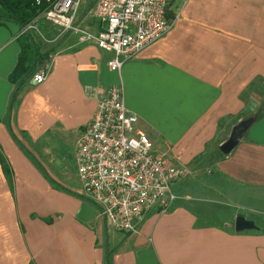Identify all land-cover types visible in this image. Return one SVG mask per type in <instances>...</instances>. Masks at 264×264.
<instances>
[{
  "label": "crops",
  "instance_id": "obj_1",
  "mask_svg": "<svg viewBox=\"0 0 264 264\" xmlns=\"http://www.w3.org/2000/svg\"><path fill=\"white\" fill-rule=\"evenodd\" d=\"M166 8L167 31L118 71L106 66L109 52L69 35L37 84L9 78L23 32L0 21V264H264V0ZM112 82L152 150L185 169L171 207L150 210L135 231L108 226L76 177V138ZM258 108L236 146L215 153L233 122ZM206 150L203 174L192 164ZM237 214L256 228L235 231Z\"/></svg>",
  "mask_w": 264,
  "mask_h": 264
},
{
  "label": "built area",
  "instance_id": "obj_2",
  "mask_svg": "<svg viewBox=\"0 0 264 264\" xmlns=\"http://www.w3.org/2000/svg\"><path fill=\"white\" fill-rule=\"evenodd\" d=\"M32 0L39 11L21 32L34 27L39 17L77 41L91 40L109 52L106 66L118 71L122 63L161 37L170 20L164 10L170 0ZM91 21V29L80 25ZM43 59L27 76L32 84L43 81L48 70ZM76 177L84 196L106 224L117 230L135 231L150 210L162 213L173 204V184L185 169L167 164L155 153L137 116L123 102L122 88L110 83L95 102L74 146Z\"/></svg>",
  "mask_w": 264,
  "mask_h": 264
},
{
  "label": "trees",
  "instance_id": "obj_3",
  "mask_svg": "<svg viewBox=\"0 0 264 264\" xmlns=\"http://www.w3.org/2000/svg\"><path fill=\"white\" fill-rule=\"evenodd\" d=\"M92 1L90 0L89 3ZM38 7L33 4L32 0H0V21H13L24 27L33 17L38 13ZM164 15L166 18L172 17L170 9L165 7ZM20 44V51L17 56L16 63L9 73V78L12 81L22 80L26 78L43 60L47 58V53L39 52L38 49L32 45L31 37L28 31H23L18 38ZM0 161L4 171L7 173L5 161H3L0 154Z\"/></svg>",
  "mask_w": 264,
  "mask_h": 264
},
{
  "label": "rangeland",
  "instance_id": "obj_4",
  "mask_svg": "<svg viewBox=\"0 0 264 264\" xmlns=\"http://www.w3.org/2000/svg\"><path fill=\"white\" fill-rule=\"evenodd\" d=\"M171 1L172 0H170V2ZM34 21H35L33 23L34 27L29 28L27 31L31 36L34 46L39 51L47 53V55L57 49H60L61 47H63V45L67 44L68 40L71 38V37L68 38L69 35H74L76 37L75 34H72L67 31H62L57 26H53L49 24L42 18L37 17ZM62 144H65V145L64 146H62L61 144L59 145L60 153L62 154L66 153L67 157H65V159L68 163L70 160H72L71 154H72L73 143L70 145V142L67 141ZM67 147H69L68 151L66 150ZM210 152L211 151L206 150L203 153L199 154L192 164L193 167H199L200 170H202L201 173L203 174H208L209 171L211 170V165L209 164L210 163L209 161L211 159ZM214 152L221 154L217 149L214 150ZM193 167L191 166V168Z\"/></svg>",
  "mask_w": 264,
  "mask_h": 264
},
{
  "label": "water",
  "instance_id": "obj_5",
  "mask_svg": "<svg viewBox=\"0 0 264 264\" xmlns=\"http://www.w3.org/2000/svg\"><path fill=\"white\" fill-rule=\"evenodd\" d=\"M260 111L261 108H258L256 111L236 120L229 127L226 136L217 143V150L222 154L229 153L244 135L248 126L257 119ZM232 227L235 231L256 228L252 219L245 218L241 214L235 215Z\"/></svg>",
  "mask_w": 264,
  "mask_h": 264
}]
</instances>
